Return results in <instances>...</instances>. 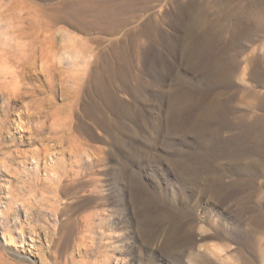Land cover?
Returning <instances> with one entry per match:
<instances>
[{"label": "rangeland", "instance_id": "obj_1", "mask_svg": "<svg viewBox=\"0 0 264 264\" xmlns=\"http://www.w3.org/2000/svg\"><path fill=\"white\" fill-rule=\"evenodd\" d=\"M67 1L0 0V264H264V0L40 29Z\"/></svg>", "mask_w": 264, "mask_h": 264}, {"label": "bare ground", "instance_id": "obj_2", "mask_svg": "<svg viewBox=\"0 0 264 264\" xmlns=\"http://www.w3.org/2000/svg\"><path fill=\"white\" fill-rule=\"evenodd\" d=\"M141 3L143 2L139 0H70L63 6L70 17L60 18V8L62 7H55L51 15L46 14L49 22H45L44 18H41L39 22L42 24H38V26L40 29H44V27H52L61 21L80 31L97 30L103 33H116L128 24L136 12L143 8ZM130 48L128 44H120L113 48L109 54L102 51L98 55L100 64H92L88 61L81 62L82 70L88 73L94 70L93 77L85 83V88L91 91L105 90L107 88V74L111 79L125 81L133 66L127 59ZM20 231H23V227L20 228ZM31 232L33 233L34 230L31 229Z\"/></svg>", "mask_w": 264, "mask_h": 264}]
</instances>
